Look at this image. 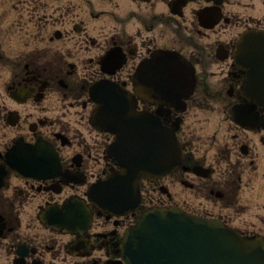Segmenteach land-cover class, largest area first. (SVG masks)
I'll return each instance as SVG.
<instances>
[{"label":"flooded vegetation","instance_id":"1","mask_svg":"<svg viewBox=\"0 0 264 264\" xmlns=\"http://www.w3.org/2000/svg\"><path fill=\"white\" fill-rule=\"evenodd\" d=\"M176 1L19 0L21 61L0 81V264H125L124 228L155 204L176 205L218 219L242 238L264 240V104L247 94L248 68L233 58L240 32L234 21L243 30H264V0ZM239 6L244 10L237 12ZM202 9L210 14L200 19ZM109 48L114 55L107 68L123 62L109 77L126 88L138 61L158 48L178 51L196 76L184 111L169 107L161 115L179 142L180 165L153 181L142 179L140 209L115 217L85 196L108 162L98 137L92 142L83 134L90 105L76 100L84 88L79 79L108 76L98 61ZM22 95L27 101L20 104L15 98ZM11 109L18 115L14 126ZM29 124L57 149L70 172L67 182L22 176L8 166L4 156L14 138L32 137ZM58 133L69 149L53 138ZM64 201L83 202L87 226L67 231L41 220L40 212Z\"/></svg>","mask_w":264,"mask_h":264},{"label":"water","instance_id":"2","mask_svg":"<svg viewBox=\"0 0 264 264\" xmlns=\"http://www.w3.org/2000/svg\"><path fill=\"white\" fill-rule=\"evenodd\" d=\"M150 64L148 62L146 66L154 78L158 70ZM105 86L103 82L95 90L102 92ZM102 98L96 96L98 102ZM127 110L123 109L113 118L108 116L106 119L110 120L103 122L94 114L98 127L119 133L121 151L125 144L128 155L127 159H120L123 171L119 177L126 176L122 183L108 184L109 192L118 191V186H122L123 191L129 189L136 193L138 177L161 175L178 162L173 136H165L167 132H163L157 120L156 134H143L141 127L120 120ZM135 160L134 166L129 165ZM125 246L130 264H264V251L258 247L240 241L214 222L196 219L174 208L146 212L127 232Z\"/></svg>","mask_w":264,"mask_h":264},{"label":"rangeland","instance_id":"3","mask_svg":"<svg viewBox=\"0 0 264 264\" xmlns=\"http://www.w3.org/2000/svg\"><path fill=\"white\" fill-rule=\"evenodd\" d=\"M1 1H6L5 2V5H10V7H19L21 5V3L19 2V0H0V5L3 3H1ZM243 7H238L237 8V12H241L243 11ZM14 11V10H13ZM14 13L15 12H12L10 13V15L7 16V20H11L14 16ZM0 21H3V19H0ZM11 26L9 23L7 24V22H1L0 23V42H4L3 39H6L8 41V38L6 36V34L4 33L3 29H5V27H8V31L11 32L16 38L17 37H21L22 36V32L21 33H13L12 30H11ZM233 26L237 27V28H240L239 30L242 29V27L240 26V23L238 22V20L236 19L233 23ZM18 28V27H17ZM17 28H14L15 31H17ZM9 46L3 44L2 48H4V51H6V48L8 47V49H11V51L9 50V55L12 56V58H14V55L18 53V46L15 44V43H11L9 42ZM0 53H1V46H0ZM91 134H94L92 131H91ZM89 135V134H88ZM90 136H93V135H90Z\"/></svg>","mask_w":264,"mask_h":264}]
</instances>
